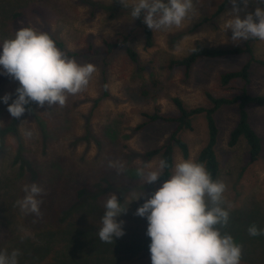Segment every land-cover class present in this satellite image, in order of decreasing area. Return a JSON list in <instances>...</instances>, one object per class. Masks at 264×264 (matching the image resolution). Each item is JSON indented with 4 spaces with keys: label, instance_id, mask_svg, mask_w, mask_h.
I'll return each instance as SVG.
<instances>
[{
    "label": "rangeland",
    "instance_id": "rangeland-1",
    "mask_svg": "<svg viewBox=\"0 0 264 264\" xmlns=\"http://www.w3.org/2000/svg\"><path fill=\"white\" fill-rule=\"evenodd\" d=\"M221 1L193 0L195 15L179 27L150 30L153 46L145 48L147 26L142 16L143 25L130 14L136 0H0V45L20 27H35L78 53L77 63H92L97 69L88 86L70 94L63 107L32 102L25 106L31 112L17 119L0 99V251L19 250L18 264L151 263L148 221L135 212L162 184L145 183L137 168L145 163L156 166L160 158L145 161L144 154L165 144L175 126L157 121L137 127L146 121L144 114L156 109L175 116L172 98L196 108L208 105L205 92L215 97L238 93L240 82L222 88L219 76L238 70L247 60L244 55L200 59L187 78L182 69L167 67L170 59L184 57L197 44L233 48L246 42L233 44L231 31L224 30L232 6L213 16ZM258 6L264 7V0H248L246 12ZM123 40L125 45L106 53V43ZM250 45L255 57L264 61V41ZM127 47L136 54L135 63ZM2 73L0 66V98L11 94L10 104L19 82ZM250 79L248 92L264 95V67L253 66ZM249 117L262 139L260 159L253 164L248 163L243 140L233 148L227 145L237 121L235 109L223 108L215 115L217 180L226 185L224 207L230 212L221 232L243 245L241 264H264V235L248 233L253 224L264 229V108H250ZM193 126L180 137L188 145V159L195 160L207 131L202 116ZM180 159L175 149L174 165ZM115 162L123 163L124 170L110 166ZM31 183L44 189L39 217L16 204L24 196L23 186ZM109 193L127 207L117 217L124 221V235L114 237L113 243L98 236Z\"/></svg>",
    "mask_w": 264,
    "mask_h": 264
},
{
    "label": "clouds",
    "instance_id": "clouds-1",
    "mask_svg": "<svg viewBox=\"0 0 264 264\" xmlns=\"http://www.w3.org/2000/svg\"><path fill=\"white\" fill-rule=\"evenodd\" d=\"M230 4L231 18L224 30L231 31L232 43L239 45L249 39L264 41V7L246 12L248 0H230ZM196 11L193 0H136L130 14L133 19L142 16L143 23L153 31L179 27ZM241 12H244L243 18ZM0 66L2 74L19 82L10 104L11 94L0 98L8 105L10 115L17 119L26 110L31 112L25 106L32 102L40 107L45 104L65 106L68 96L84 90L97 71L92 63H77L57 47L48 32L35 27H20L13 38L3 41ZM25 134L30 136L31 132ZM110 166L124 170L121 162ZM167 167L163 159L154 168L145 163L137 168V175L144 178L145 183H154ZM22 190L24 196L16 204L22 212L39 217L44 189L31 183L25 184ZM225 191V183L214 181L204 163L193 159L177 161L170 178L135 212L148 221L151 264H241L243 245L232 235L221 232L230 219V212L224 207ZM104 208L98 236L102 242L113 243L114 237L124 235V221H118L117 217L126 212L127 207H122L117 196L109 193ZM248 233L260 236L264 235V229L253 224ZM19 255V250L0 251V264H18Z\"/></svg>",
    "mask_w": 264,
    "mask_h": 264
},
{
    "label": "trees",
    "instance_id": "trees-1",
    "mask_svg": "<svg viewBox=\"0 0 264 264\" xmlns=\"http://www.w3.org/2000/svg\"><path fill=\"white\" fill-rule=\"evenodd\" d=\"M231 7L230 0H222L217 6L213 16L220 15L227 8ZM138 23L143 25L141 17L137 18ZM143 33L145 37V48L153 46V37L149 28L144 27ZM246 41L241 47L233 48H213L201 44H197L184 57L173 58L167 62L168 69H182L184 77L189 76L190 70L194 64L200 59H218L225 57H236L244 55L247 57L245 63L235 71L222 73L219 76V84L222 88H227L233 82H240L241 87L238 93L230 97H215L205 92V98L208 105L205 107L186 108L179 98H172L177 114L175 116H165L160 114L158 109L153 114H144L146 119L137 130L144 126L157 121L173 124L175 126L169 140L160 147L153 148L144 154L145 161H151L156 157L167 162L168 167L164 169L158 182L163 184L164 180L170 178L174 166V150L178 149L182 159L187 160L189 157V149L186 142L180 137V133L194 130L193 121L198 116H202L205 121L207 139L205 145L198 152L195 161L206 165L207 170L211 174L212 179L217 180L219 174V161L215 152L218 141L219 129L215 119V115L223 108H233L237 114V121L231 130L228 139V147H235L243 140L247 147L248 163L253 164L260 159L262 153V139L254 131L250 123L249 109L252 107L264 108V95H252L248 92L250 84L251 70L255 65L264 67V61L255 57L250 42ZM56 45L62 51L66 52L70 58L78 57V53H71L66 50L64 44L55 40ZM121 45H125V41H116L114 43H106V53ZM127 55L132 62L137 61L136 54L127 47ZM4 79V78H3ZM99 100L96 101L98 103ZM151 264V263H149Z\"/></svg>",
    "mask_w": 264,
    "mask_h": 264
}]
</instances>
